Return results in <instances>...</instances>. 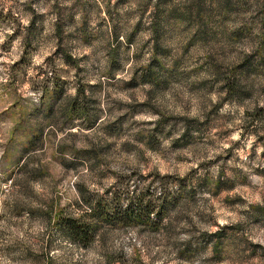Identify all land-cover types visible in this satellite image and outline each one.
<instances>
[{"label":"rangeland","instance_id":"obj_1","mask_svg":"<svg viewBox=\"0 0 264 264\" xmlns=\"http://www.w3.org/2000/svg\"><path fill=\"white\" fill-rule=\"evenodd\" d=\"M0 264H264V0H0Z\"/></svg>","mask_w":264,"mask_h":264},{"label":"trees","instance_id":"obj_2","mask_svg":"<svg viewBox=\"0 0 264 264\" xmlns=\"http://www.w3.org/2000/svg\"><path fill=\"white\" fill-rule=\"evenodd\" d=\"M162 187L160 188L161 191ZM163 194V193H162ZM144 194H138L135 196H131L129 198L128 204H126V208H124L121 211H118L115 213L116 216H121L122 218L126 219L127 221L137 222L142 220H149V215L153 212V205L150 200H146L143 198ZM164 195V194H163ZM94 206L89 208V211H92ZM109 215H112L108 212ZM106 216V212L104 209H98L96 210V216L97 217H103ZM112 215V216H115ZM65 229V233L70 236H78L79 238L87 239L89 238L91 234V229L89 227V224H80L78 222H74L73 220L67 219L65 221V224L63 226Z\"/></svg>","mask_w":264,"mask_h":264}]
</instances>
